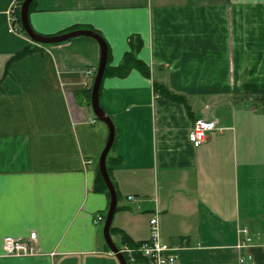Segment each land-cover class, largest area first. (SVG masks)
<instances>
[{
	"label": "crops",
	"instance_id": "0c3cea01",
	"mask_svg": "<svg viewBox=\"0 0 264 264\" xmlns=\"http://www.w3.org/2000/svg\"><path fill=\"white\" fill-rule=\"evenodd\" d=\"M14 1L0 0V264H120L103 238L108 127L88 103L94 77H84L99 45L84 35L33 43L10 29ZM28 19L43 35L96 31L110 67L136 41L148 68L106 73L99 90L115 131L106 168L119 250L147 239L156 210L175 264H238L242 226L251 264H264V0H33ZM199 117L219 129L194 147ZM32 231L35 254L4 255V237Z\"/></svg>",
	"mask_w": 264,
	"mask_h": 264
},
{
	"label": "built area",
	"instance_id": "2783aa9c",
	"mask_svg": "<svg viewBox=\"0 0 264 264\" xmlns=\"http://www.w3.org/2000/svg\"><path fill=\"white\" fill-rule=\"evenodd\" d=\"M19 5L17 1H14L9 10V22L10 29L12 31H20L15 27L18 18L16 17V10ZM95 72L92 70H86L84 72L85 78H93ZM82 85H88L87 81H83ZM92 122L94 120H91ZM217 123L213 119L199 117L197 118L188 132V139L194 147H199L207 138V135L217 131ZM126 199L134 204H137L139 208V197L134 195H128ZM102 216H97V221L102 220ZM149 235L147 239L142 241L137 248H123L122 253H126L128 260L131 264H143L138 262L136 254L143 257L147 264H175L177 261L176 250L167 244H164L160 238L159 232V217L158 212L155 210L149 219ZM240 235V239L237 244V248L241 254L238 258V264H251L253 261L252 254L248 251L251 245V237L247 226H242L237 230ZM36 232L32 231L27 237H11L6 236L2 239V250L4 255L12 256H27L36 253Z\"/></svg>",
	"mask_w": 264,
	"mask_h": 264
},
{
	"label": "water",
	"instance_id": "95a60500",
	"mask_svg": "<svg viewBox=\"0 0 264 264\" xmlns=\"http://www.w3.org/2000/svg\"><path fill=\"white\" fill-rule=\"evenodd\" d=\"M33 0H22L20 8H19V20L21 27L26 34V36L36 44H55L64 42L70 38L76 36H89L95 39L99 45L100 49V56L99 62L95 71V75L93 78L91 91H90V106L92 112L96 119L103 121L108 127V137L105 143V146L100 154L99 161H98V169L99 173L106 185L108 194H109V205L106 211L104 224H103V238L110 249V251L115 255L118 259L120 264H127L126 259L123 253L119 250V248L114 244L111 234H110V227L112 223V219L117 207V195L114 189V186L110 180L108 175V171L106 168V155L111 148L114 139V125L110 119V117L103 111L99 104V90L102 82V78L104 76V72L106 69L107 57H108V46L104 38L97 33L96 31L89 30V29H75L70 30L58 35H43L40 34L31 27L28 19V10L29 6Z\"/></svg>",
	"mask_w": 264,
	"mask_h": 264
},
{
	"label": "trees",
	"instance_id": "16d2710c",
	"mask_svg": "<svg viewBox=\"0 0 264 264\" xmlns=\"http://www.w3.org/2000/svg\"><path fill=\"white\" fill-rule=\"evenodd\" d=\"M20 3H21V1L18 2V5H20ZM16 17L18 18L17 25H19L20 32H22L24 34L23 29H22L21 24H20V20H19V7L16 10ZM130 41H131V39H130ZM137 47H138V43L136 41H131L130 42V48L131 49H130V51H128L124 55V58H123V61L121 62V64L119 66H117V67H110L106 63V69H105L104 74L109 73V74H112V75L124 76L130 69L137 68L144 75H148V68L146 67V65H144V63H142L139 59H137L135 57V50L137 49ZM30 49H32V48L29 45V46L25 47L22 51L18 52L15 56L16 57L24 56V55H26V54L31 52ZM155 90L159 91L160 94H163L164 96H166V95L168 96L169 95V94H165V93L161 92L160 91L161 89L159 87H157V86H155ZM169 97L170 98H174L175 96L174 95H169ZM87 98H88V103H89L90 102V90L87 91ZM98 177L101 178V176H98ZM100 181H101L102 185L104 186L102 178L100 179ZM112 230H113V228L110 227V234H111ZM139 245H140V243L132 246V248H137ZM123 255H124L125 259H126L127 264H131L129 262V260H128L129 258H128L127 254L123 253ZM135 259L138 262H140V263L147 264L146 260L143 257H141L139 254H136V258Z\"/></svg>",
	"mask_w": 264,
	"mask_h": 264
}]
</instances>
